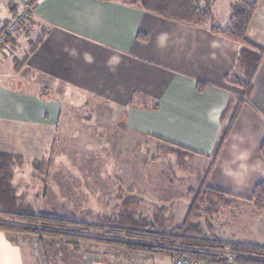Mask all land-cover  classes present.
I'll list each match as a JSON object with an SVG mask.
<instances>
[{
	"label": "crops",
	"instance_id": "1",
	"mask_svg": "<svg viewBox=\"0 0 264 264\" xmlns=\"http://www.w3.org/2000/svg\"><path fill=\"white\" fill-rule=\"evenodd\" d=\"M231 2L223 3L228 18ZM216 4L215 24L224 28L227 23L219 22ZM12 10L7 0H0V17ZM30 21L29 30H42V40L16 63L9 62L5 52H13L18 41L6 42L0 49V76L34 83L37 90L49 87L35 97L34 122L50 124L62 99L81 98L82 105L90 99L100 118L114 122L123 112V123L132 130L200 156L211 153L220 114L231 95H240L232 77L246 76L236 68L237 44L206 26L169 21L117 1L34 0ZM138 33L145 38H137ZM246 36L262 49L263 58L253 72L250 97L241 105L207 181L240 196H248L254 184L264 180L259 150L264 140V0ZM197 82L204 85L202 91ZM53 87L57 91L51 94ZM241 205L249 209V223L233 240L264 246V210L257 212L245 201ZM244 234L246 240H241ZM16 244L0 231V264H23Z\"/></svg>",
	"mask_w": 264,
	"mask_h": 264
},
{
	"label": "rangeland",
	"instance_id": "2",
	"mask_svg": "<svg viewBox=\"0 0 264 264\" xmlns=\"http://www.w3.org/2000/svg\"><path fill=\"white\" fill-rule=\"evenodd\" d=\"M224 1L216 0L222 16L219 22L223 24L228 21L223 12ZM34 31L24 36L22 30L15 36L16 49L5 52L9 62L21 61L29 53L30 42L40 34ZM39 90L26 80L16 82L0 76V151L22 157L21 164L13 167L11 183L17 195L37 213L73 215L89 221L114 216L123 200L134 198L147 218H151L155 207L168 208L176 217L175 223L184 217L186 192L195 183L198 158L192 159L188 170L180 169L175 156L167 153L156 138L128 128L121 118L123 112L114 122L100 118L90 99L85 105L81 98L62 99L57 105L58 116H53L50 124L36 123L32 107ZM54 90L55 87L51 94ZM36 161L40 163L38 169L34 168ZM204 168L205 164L199 168L202 175ZM245 209L240 200H235L232 207L221 209L216 216H203L200 224L207 234L236 240L242 226L249 223L250 212ZM6 236L19 244L23 264H171L174 260L155 257L145 261L90 241L82 243L80 250L49 241L43 253L35 237ZM240 238L246 240L245 234Z\"/></svg>",
	"mask_w": 264,
	"mask_h": 264
},
{
	"label": "trees",
	"instance_id": "3",
	"mask_svg": "<svg viewBox=\"0 0 264 264\" xmlns=\"http://www.w3.org/2000/svg\"><path fill=\"white\" fill-rule=\"evenodd\" d=\"M102 1L121 2L169 21L196 27L206 26L211 33L237 44L239 51L236 68L246 76L243 78L233 75L231 83L239 89L240 95H231L227 106L221 112L219 136L209 155L200 156L190 149L150 135L160 142V146L167 153L175 156L180 169L188 170L192 159L199 160L198 167L194 168L197 174L195 183L186 192L188 198L186 213L178 223H175V215L165 207H155L151 218H147L139 211V205L134 198L123 200L121 209L114 216L89 221L77 219L73 215L60 217L37 213L29 202L17 195L11 183L13 167L16 163L21 164L22 157L0 151V231L6 235L14 234L18 239L35 237L43 253L49 241H58L74 250H80L82 243L90 241L121 249L123 253L135 255L145 261L155 257L173 260L183 256L215 261L216 251L227 248L237 254L233 264H264V246L223 240L214 233L207 234L200 224L203 216L206 218L216 216L221 209L232 207L235 200L250 203L257 212L264 210V180L255 183L248 196L235 195L213 187L207 182L241 105L250 97L253 88L252 75L263 58L262 49L251 43L246 36L260 0H232L229 18L224 28L215 24L213 15L215 0ZM33 2L34 0H31L32 4ZM30 24L31 21L22 23L24 35L31 32ZM39 33L36 39L30 42L29 51L42 40L43 31L39 30ZM137 38L145 36L138 33ZM12 41L15 42L17 39L8 37L6 42ZM196 87L198 91H202L204 85L197 82ZM259 150L264 159V140ZM34 163V168L38 169L39 161ZM204 164L202 175L199 168Z\"/></svg>",
	"mask_w": 264,
	"mask_h": 264
},
{
	"label": "built area",
	"instance_id": "4",
	"mask_svg": "<svg viewBox=\"0 0 264 264\" xmlns=\"http://www.w3.org/2000/svg\"><path fill=\"white\" fill-rule=\"evenodd\" d=\"M12 5L13 10L7 18L0 17V49L6 44L8 37L18 36L22 33V23L30 21L33 15V4L31 0H7ZM215 261L183 256L175 258L171 264H233L237 254L232 250L225 249L216 251ZM105 264V263H97Z\"/></svg>",
	"mask_w": 264,
	"mask_h": 264
}]
</instances>
